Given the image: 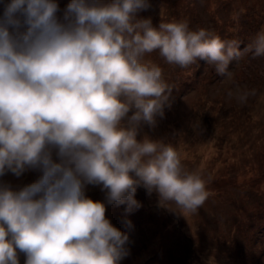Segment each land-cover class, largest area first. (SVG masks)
I'll return each mask as SVG.
<instances>
[{
    "label": "clouds",
    "instance_id": "1",
    "mask_svg": "<svg viewBox=\"0 0 264 264\" xmlns=\"http://www.w3.org/2000/svg\"><path fill=\"white\" fill-rule=\"evenodd\" d=\"M150 7L149 0H70L58 17L56 0L4 5L0 176L41 175L18 189L0 183V264H19L21 253L24 264H120L129 236L106 217V205L133 212L141 207L138 187L185 214L207 199L205 180L183 168L171 144L137 139L164 118L173 89L144 57L158 50L181 68L199 58L226 76L244 54L264 56V30L240 50L239 40L187 22L154 27L137 16ZM87 185L99 186L104 202L88 198Z\"/></svg>",
    "mask_w": 264,
    "mask_h": 264
},
{
    "label": "rangeland",
    "instance_id": "2",
    "mask_svg": "<svg viewBox=\"0 0 264 264\" xmlns=\"http://www.w3.org/2000/svg\"><path fill=\"white\" fill-rule=\"evenodd\" d=\"M8 2L0 0V16ZM56 2L62 17L70 0ZM149 3L137 16L150 17L154 27L187 22L190 30L239 40L240 50L264 30V0ZM144 62L159 66L173 89L164 118H157L155 128L144 125L137 139L147 135L171 144L183 168L205 180L208 197L193 214L173 202L160 205L157 193L143 187L135 193L141 207L131 213H125L126 205H106V217L129 236V255L120 264H264V56L244 54L230 63L226 76L199 58L187 68L169 65L158 50ZM253 89L256 94L246 102L238 100L239 93ZM40 175L38 169L19 177L8 172L0 183L18 189ZM85 195L104 202L99 186L87 185ZM24 260L19 254V264Z\"/></svg>",
    "mask_w": 264,
    "mask_h": 264
}]
</instances>
